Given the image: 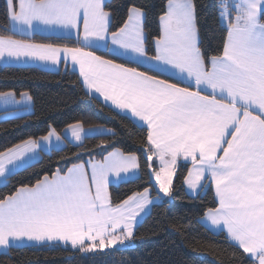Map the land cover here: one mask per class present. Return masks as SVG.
Segmentation results:
<instances>
[{
    "label": "snow or ice",
    "instance_id": "obj_1",
    "mask_svg": "<svg viewBox=\"0 0 264 264\" xmlns=\"http://www.w3.org/2000/svg\"><path fill=\"white\" fill-rule=\"evenodd\" d=\"M124 6L126 18L111 32L109 45L113 14L107 0H5L7 30L31 32L44 25L71 36L74 29L78 46L0 35V59L78 65L89 90L146 125L147 161L155 158L161 165L148 167L160 192L172 194L178 159H190L184 184L196 191L210 176L218 206L205 216L226 230L236 249L232 260L264 264V0H219L218 19L226 34L214 54L202 43L194 0H165L151 57L144 6ZM101 41L110 51L116 46L123 55L186 76L196 90L88 50ZM205 88L210 93L201 94ZM0 97L14 100V93L0 92ZM68 129L76 141L86 131L79 122ZM52 137L62 139L53 128L40 141ZM40 141L29 138L0 151V176L10 170L6 166L16 167L26 153L40 148ZM139 167L136 155L116 148L102 161L58 169L5 195L0 199V248L7 252L24 240L55 241L94 252L133 239L137 218L151 203L149 189L113 205L108 187L110 174L120 177Z\"/></svg>",
    "mask_w": 264,
    "mask_h": 264
},
{
    "label": "trees",
    "instance_id": "obj_2",
    "mask_svg": "<svg viewBox=\"0 0 264 264\" xmlns=\"http://www.w3.org/2000/svg\"><path fill=\"white\" fill-rule=\"evenodd\" d=\"M113 14L109 32L116 31L126 18L124 5L134 2L144 6L145 46L153 56L154 38L159 36V16L165 0H107ZM219 0H194L200 37L209 54L222 47L225 36L218 19ZM5 0H0V35H12L34 43L78 46L72 37L34 33L21 35L7 30L4 15ZM108 10V9H106ZM98 55L159 78L175 82L151 69L120 58L104 50ZM30 95L33 111L0 120V151L20 144L29 138L39 139L55 129L61 135L70 124L81 123L84 128H105L99 134L86 135L79 144L65 140L61 148L41 152L33 162L9 174L0 185V199L14 193L23 185L32 186L37 179L51 175L58 169L66 172L73 164L101 159L109 151L120 149L137 156L140 167L137 178L109 187L112 204H117L133 192L149 188L148 164L157 169L155 158L147 161L145 150L147 130L84 90L78 75L61 69L50 72L35 67L0 66V92ZM144 143H141V141ZM188 164H178L170 196L151 207L150 213L134 228V238L122 246L103 251L81 252L65 244L12 247L0 254V264H239L232 260L234 249L222 232L212 233L200 223L209 208L217 207L212 186L196 196H189L184 188ZM242 251V250H241ZM247 264V261L244 262Z\"/></svg>",
    "mask_w": 264,
    "mask_h": 264
},
{
    "label": "crops",
    "instance_id": "obj_3",
    "mask_svg": "<svg viewBox=\"0 0 264 264\" xmlns=\"http://www.w3.org/2000/svg\"><path fill=\"white\" fill-rule=\"evenodd\" d=\"M81 31H82V25H81ZM15 33L17 34H21V35H31L34 33H39V34H44V35H58V36H66V37H72L76 40V34H75V30L73 29L71 32V36H68L67 33L63 30V29H59V28H51L48 26H44V25H38L34 30H32L31 32H19L16 31ZM110 32H109V40H108V44L111 45V39H110ZM99 46H96L94 48L88 49V50H106L108 52H110L111 54L118 56L120 58H123L125 60H128L130 62H133L135 64H138L142 67L151 69L155 72H158L164 76L169 77L170 79H172L175 82H171L170 83H176L179 87H189L190 90H196V86L194 84V81H190L186 78V76H181L179 74H177L175 71L173 70H164L163 68H159L155 65L154 62L144 59V58H140V59H136L134 58V56L131 55H123L122 52L123 50L121 49H117L116 46H111L112 50L110 51L108 47L104 46V42H98ZM154 51H155V42H154ZM96 55H98L95 52ZM155 54V53H154ZM149 56V55H147ZM151 57V56H149ZM106 59V58H105ZM117 63V62H115ZM0 66H16V67H35L41 70H45V71H50V72H58L61 69H69L73 72H75L79 79L80 82L82 83V86L84 88V90L86 91V93H88L90 96L94 97L95 99L99 100L100 102H102L103 104H105L106 106L112 108L113 110L117 111L118 113L127 116L128 118H130L136 125L141 126L146 128V125L143 124L142 121H139L137 118H133L131 117V113L128 112L127 110H122V109H118L116 108L115 105H113L111 103V101H105L104 98L102 96L99 95V93L95 92V90H89L83 83V78L80 76V72H79V66H72L71 61L69 60V62L67 63V65L64 62H61L59 64H53L52 62L48 61V62H44V61H39V60H21V61H16L15 59H9V58H3L0 59ZM159 78V77H158ZM162 79V78H160ZM210 89L205 88L204 91H202L201 94H208L210 93ZM26 92L21 93L19 96L14 94V100L12 98H9L8 100H5L3 97H0V120L3 119H7V118H11V117H16V116H20V115H25V114H30L33 111V105H32V100L30 95L27 93V96H24L23 94ZM30 97V99L28 98ZM84 128V127H83ZM86 131L84 133H82V139L84 136L86 135H93V134H99L102 132H98L97 129L98 128H84ZM91 130V131H88ZM58 134V133H57ZM60 135V134H59ZM62 139L60 141H57L55 139V137H52L51 141H40L39 139H36L38 141H40L41 143V147L36 149L35 152H29L26 153V157H28L27 159H22L21 161H17L16 167H13L12 165H8L6 166L8 169H10L8 172H6V174L4 176H0V185L5 181V178L15 172L16 170L20 169L21 167L33 162L34 160H36L41 152H47L51 149H57V148H61L64 145L65 140L73 143V144H79L81 141H76L71 134V131L68 129V127H66L65 129H63L61 135ZM114 150V149H113ZM111 150V151H113ZM110 152V151H109ZM222 154V153H221ZM107 155V154H106ZM105 156V155H104ZM103 156V157H104ZM103 157L101 159H90L87 160L86 162H84L85 164L91 162V161H102ZM156 164H157V170L159 169V167H161L159 160H156ZM178 164H188L189 168L192 167V163L191 160H187L185 161V159L183 157H180L178 159ZM177 164V166H178ZM188 168V170H189ZM91 172V170L89 169V173ZM188 173V171H187ZM186 173V175H187ZM139 176V169L137 170H133L130 173L124 174L122 173L120 175V177H116L114 175L110 174V183H109V187L111 185H116L119 184L123 181H127V180H131L134 178H137ZM43 179V178H42ZM202 186L198 188V190L193 191L192 189H189L188 186L186 184H184V188L186 193L189 196H196L198 195L202 190H204L206 187H208L209 185L212 186L213 190H214V194H215V186L211 183V178L210 176L208 177L207 180H204L201 182ZM109 187H108V192H109ZM149 189V188H148ZM143 192V191H140ZM149 199L151 201V203L149 205L146 206L145 211L137 218V223L134 226V228L139 225L144 218L150 213L151 207L154 204L159 203L162 199L159 198L156 194H153L152 191L149 189ZM110 196V195H109ZM167 196L164 195V198H166ZM216 197V196H215ZM126 199V198H125ZM217 203H218V198H216ZM115 205V204H113ZM218 206V204H217ZM200 223L207 228L210 232L212 233H224L227 237V233L226 230L223 228L222 225L220 226H213L211 224V222L207 219V217L204 216L202 218H200ZM129 241V240H128ZM127 241H125L124 244H126ZM50 244H64L62 242H44V243H36V242H30L27 240H24L22 243L13 246V247H25V246H42V245H50ZM122 244V245H124ZM67 245L72 246L70 243H68ZM120 244H117L115 246H122ZM9 250H7L8 252ZM5 252L4 249L0 248V254L1 253H7Z\"/></svg>",
    "mask_w": 264,
    "mask_h": 264
},
{
    "label": "water",
    "instance_id": "obj_4",
    "mask_svg": "<svg viewBox=\"0 0 264 264\" xmlns=\"http://www.w3.org/2000/svg\"><path fill=\"white\" fill-rule=\"evenodd\" d=\"M152 169L148 168L149 183L154 193L161 199L164 198V194L160 192L159 185L156 184L154 177L151 176Z\"/></svg>",
    "mask_w": 264,
    "mask_h": 264
},
{
    "label": "rangeland",
    "instance_id": "obj_5",
    "mask_svg": "<svg viewBox=\"0 0 264 264\" xmlns=\"http://www.w3.org/2000/svg\"><path fill=\"white\" fill-rule=\"evenodd\" d=\"M97 131H98V132H102V133H103V132H105V131H106V129H105V128H98V129H97Z\"/></svg>",
    "mask_w": 264,
    "mask_h": 264
}]
</instances>
